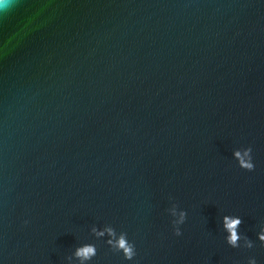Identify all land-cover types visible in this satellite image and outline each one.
<instances>
[{
  "label": "water",
  "instance_id": "obj_1",
  "mask_svg": "<svg viewBox=\"0 0 264 264\" xmlns=\"http://www.w3.org/2000/svg\"><path fill=\"white\" fill-rule=\"evenodd\" d=\"M0 264H264V0H0Z\"/></svg>",
  "mask_w": 264,
  "mask_h": 264
},
{
  "label": "clouds",
  "instance_id": "obj_2",
  "mask_svg": "<svg viewBox=\"0 0 264 264\" xmlns=\"http://www.w3.org/2000/svg\"><path fill=\"white\" fill-rule=\"evenodd\" d=\"M237 155H239V154L237 153ZM246 166L250 167V165H246ZM238 223H239L238 220H232V221H229L227 224L229 232L231 233V235L229 237V242L233 245H235L236 240L238 239V237L235 233V226ZM119 243H120V246L125 249V254L130 257L131 256V249L129 247H127L126 242L121 238ZM93 252H94L93 248L86 247L84 249L78 250L77 255L84 256L86 258L89 254H92Z\"/></svg>",
  "mask_w": 264,
  "mask_h": 264
}]
</instances>
